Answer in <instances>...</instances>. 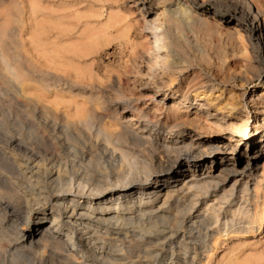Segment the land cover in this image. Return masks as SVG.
Instances as JSON below:
<instances>
[{
	"label": "rangeland",
	"instance_id": "1",
	"mask_svg": "<svg viewBox=\"0 0 264 264\" xmlns=\"http://www.w3.org/2000/svg\"><path fill=\"white\" fill-rule=\"evenodd\" d=\"M173 1L188 11L177 17L178 26L168 35V55L178 63L168 89L151 78L154 74L144 52L152 39L141 28L137 8L152 22L159 9ZM216 1L217 7L212 0H0V149L4 142H44L41 148L36 145L42 155L64 159L67 146L75 144L77 150L85 148L87 155L92 154L89 168L103 167L102 173L112 176L107 160L111 146L103 141L104 133L116 122L114 110H119L112 102L126 107L118 120L131 129L128 120L136 115L139 121L155 112L161 121L182 117L183 123L169 134L161 124L148 130L154 140L165 135L174 140L173 151L165 153L154 142H122L135 162H123L127 167L120 170L134 171L132 164L143 165L133 176L146 179L151 186L153 178L163 176L175 160L186 158L193 143V155H197L193 159L207 157L208 161L182 170L185 175L179 180H188V186L197 184L191 194L182 190L183 195H192L189 198L198 213L209 214L212 229L206 254L198 251L194 264H264V154L250 158L257 150V135L264 130V108L252 113L254 103L249 102L251 95L264 96V23H258L259 45L249 33L257 25L253 17L245 19L235 10L248 2L264 16V0ZM234 75L237 79L232 83L228 79ZM211 77L215 85L226 83L218 85L224 89L221 100L202 111V116L193 102L194 90ZM111 84L119 86L115 96ZM154 93L166 94L163 107L152 99ZM183 93L186 108L180 109L182 104L176 103H181ZM223 99L235 103L236 111L218 112ZM84 111L89 112L87 127L78 122ZM205 114L210 115L207 122ZM225 145L227 149L222 148ZM107 149L108 157L104 155ZM49 152L53 153L48 157ZM247 162L255 165L249 174L243 172ZM157 255L141 264H164V254ZM21 261L26 264L28 260Z\"/></svg>",
	"mask_w": 264,
	"mask_h": 264
},
{
	"label": "bare ground",
	"instance_id": "2",
	"mask_svg": "<svg viewBox=\"0 0 264 264\" xmlns=\"http://www.w3.org/2000/svg\"><path fill=\"white\" fill-rule=\"evenodd\" d=\"M212 1L217 7L218 2ZM179 4L181 3L173 1L170 6L174 8L171 9L170 6H162L156 20L152 22L145 20L142 11L137 8L141 28L146 29L152 39L144 52L148 58L147 63L150 64L149 70L154 74L151 78L158 80L159 87L168 89L173 86L174 70L178 72L176 59L168 55L171 51L168 47V35L174 26H178L177 17H184L188 11V7L180 8ZM235 10L245 19L253 17L257 25H253L255 27H252L249 33L259 45L262 44L258 23L260 20L264 23V16L248 2L240 3ZM8 70L10 71V68ZM236 77L231 76L228 80L233 83ZM214 83L215 79L211 77L201 82L194 90L193 102L197 104L198 110H201L202 116V111L208 110L210 105L220 101L223 96L224 89L221 90L218 85L224 86L226 81L216 85ZM109 87L113 96L120 92L119 86L111 84ZM154 94L152 99L158 101V106L163 107L166 94ZM185 95L186 93L181 95V103H176L182 104L180 109L186 108ZM223 101L217 106L218 112L236 111L235 103L224 99ZM249 102L254 103L252 113H255L257 108H264V96L251 95ZM111 106L115 109L119 107V110H114L116 115L113 120L116 122H112L111 130H104L106 133L103 135V141L107 142V146H111L112 152L109 154L108 148L104 150L106 154H103H109L107 160L111 165H105L111 166L112 176L103 174V167H98L100 169L95 171L94 160L93 164L90 162L94 170L89 168L88 161L92 160L89 159L92 154L87 155L85 148L80 147V150H77L74 142V146L67 144L68 154L62 155L66 157L64 159L60 156L46 158L47 156L42 155L43 151L37 147L41 148L44 142H4V147L0 149V166L3 168L0 172V264H21L20 261L24 259L28 260L26 264H96V261L102 264H141L143 259L155 257L159 252L164 254V264H194L198 251L206 254V243L212 232L211 224L209 226L211 219L207 216L209 214L198 213L195 203L189 198L192 195H183L191 194L197 184H189L185 179L179 180L185 175L182 170L191 166H202L208 161V158L201 157L202 155L198 160L193 159L197 158V155H193L196 150L193 143L186 151V158L179 157L175 160L163 176L153 178L155 182L151 186L146 179L141 178L143 181L137 175L133 176L135 171L137 173L136 169L142 170L143 165L136 167L132 164L134 171H131L133 168L121 171L124 166L127 167L123 162H135V159L132 160L129 153L123 150L122 142H130L133 145L154 142L161 151L171 152L175 149L172 146V143L175 144L174 140L167 139L166 135L154 140L156 137L152 138L148 130L155 124H161V128H165L169 134L184 120L173 115L172 121H161L160 117L155 116V112L144 115L143 121H139L140 118L136 115L128 120L133 128L131 129L126 123H119L118 120L126 107L119 106L117 102H112ZM262 111L261 122L264 125V110ZM87 113L84 111L78 115L79 124L85 127L89 125ZM206 117L210 118V115L205 114L203 121L207 120ZM258 134L255 142L256 153L250 156L252 160L257 157L258 152L259 156L264 154V130ZM44 139L42 138L43 141ZM65 143L63 145L66 146ZM42 148L44 149V146ZM222 148L227 149V146ZM47 155L49 157L50 152ZM85 161L87 165H82ZM104 161L106 163V160ZM95 164L99 165V162ZM254 167V163L250 165L247 162L243 172L249 174ZM204 183L209 184L205 181L202 184Z\"/></svg>",
	"mask_w": 264,
	"mask_h": 264
}]
</instances>
